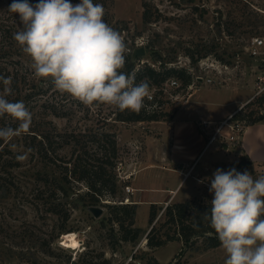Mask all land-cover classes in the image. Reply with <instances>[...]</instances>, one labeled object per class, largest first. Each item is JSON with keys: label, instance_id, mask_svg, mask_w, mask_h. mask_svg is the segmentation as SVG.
<instances>
[{"label": "rangeland", "instance_id": "374dc122", "mask_svg": "<svg viewBox=\"0 0 264 264\" xmlns=\"http://www.w3.org/2000/svg\"><path fill=\"white\" fill-rule=\"evenodd\" d=\"M78 1L70 0L73 5ZM12 2L0 0V25H14L19 31L22 29L19 15L8 11ZM144 3L154 12L149 23L142 20ZM110 11L112 27L117 31L124 28L120 33L136 68L144 63L157 66L159 61L154 59H159L169 67L186 69L193 77L188 86H183L176 78H169L176 79L179 86L167 92H163L162 87L169 79L159 87L150 86L159 103L156 106L145 103L147 109L183 120L191 115V107H196L192 117L186 119L198 120L197 126L202 118L227 114L237 106L236 100L246 99L235 109H240L239 115L246 116L251 109L254 114L263 111L264 100L259 104V99L264 97V92L246 102L255 93L257 76L264 75V55L252 57L247 53L251 37L264 38V0H113ZM140 48L143 49L141 55L136 53ZM190 53L195 61L190 59ZM17 55L14 59L19 60V64L11 66L20 68L22 65L23 69L34 72L30 57L23 52ZM30 76L36 80V94L24 101L32 114L30 130L7 142L0 139V162L4 164L0 172V264H146L151 257L160 264H225L227 257L221 246L209 247V242L201 237L187 243L168 242L158 249L147 248L146 233L152 226L147 225L146 206L138 212V224L144 228L135 223L137 213L134 216V225L141 229V237L134 244L122 241L123 232L114 220H110L111 210L106 203L134 202L132 192L127 193L125 186H151L148 185L150 179L144 176L145 167L152 162L153 153L161 152V139L168 143L163 125L168 121H159L163 122L161 124L114 121L115 107H86L58 92L50 79ZM209 78L212 79L210 84L206 82ZM0 118V128H18L19 122L11 117ZM251 123L254 122H249L235 146L229 144L226 150L216 142L186 162L187 167L195 162L196 168L191 175L202 182L189 188L190 177L176 192L177 202L171 204L188 200L210 203L214 197L209 191L211 178L217 169L247 171L254 179L264 175V124ZM98 130H111L116 135L118 156L114 173L118 187L115 197H104L95 205H89L83 195L87 189L81 183L72 184L68 197H61L55 192L51 176L57 177L56 169L62 167L60 156L72 159L81 144L60 147L56 136L53 147L59 156L53 154L55 164H46L26 146L30 134H37L39 139L54 131L68 132L82 141L80 135ZM202 136L204 148L206 139ZM84 139L86 141V137ZM186 141L188 149L194 148V140L189 135ZM172 144L176 150L177 138ZM92 146L89 144L88 149ZM89 150L94 151V147ZM17 155L26 158L18 161ZM91 206L101 208L102 214L94 217L89 211ZM151 210L156 216L153 224L162 221L163 206H154ZM67 232L76 233L80 241L76 249L62 245L61 238Z\"/></svg>", "mask_w": 264, "mask_h": 264}, {"label": "clouds", "instance_id": "9594fccd", "mask_svg": "<svg viewBox=\"0 0 264 264\" xmlns=\"http://www.w3.org/2000/svg\"><path fill=\"white\" fill-rule=\"evenodd\" d=\"M8 11L19 15L22 29L13 39L31 59L36 78L50 79L55 89L86 107L113 106L139 113L151 99L147 79L125 73L128 47L121 33L104 19L105 8L94 0H13ZM0 117L18 121V128H0L9 141L27 133L32 114L23 101L11 102L12 77L0 75ZM15 147V145H13ZM29 151H31L29 149ZM25 155H17L23 161ZM209 191L210 212L203 214L226 254L225 264H264V175L258 178L235 168L217 169Z\"/></svg>", "mask_w": 264, "mask_h": 264}, {"label": "trees", "instance_id": "16d2710c", "mask_svg": "<svg viewBox=\"0 0 264 264\" xmlns=\"http://www.w3.org/2000/svg\"><path fill=\"white\" fill-rule=\"evenodd\" d=\"M78 1V0H77ZM113 0H94V3H100L104 6L105 21L110 26L112 23L113 15L111 14L110 8ZM39 0H29L30 4H36ZM80 2V0L78 1ZM150 7L146 3L143 5L142 20L144 23H149L154 14ZM124 28L119 29L121 32ZM18 30L14 25H0V75L12 77L11 88L13 90L12 95L6 98L11 102L26 101V98H31L34 91L35 78H31L34 72L23 69L22 65L20 68L13 67V64H19V60H15L14 56H20L22 52L20 46L13 39V34ZM12 55V59L11 58ZM190 55V59L195 61L193 55ZM14 59V60H13ZM159 61L157 66L144 63L139 68H136V63L131 60V51L126 53V64L122 69L125 73H136V82L139 83L141 80L147 79L150 86L159 87L165 80L169 78L178 79L183 86H188L192 83V75L186 69H177L175 67H169L165 62ZM8 62V63H7ZM10 64V66L8 65ZM24 71V73L21 72ZM21 72V73H20ZM4 85L0 81V93L3 92ZM264 97L261 96L259 104L262 103ZM157 103H159L157 101ZM114 121L123 123H138L145 121H170L172 115L167 113L158 112L156 110H149L146 106L139 112L132 111H120L115 108ZM236 119L246 120V124L251 125L256 123H264V108L263 111L254 114L251 111L245 115L236 114ZM2 118H0V123ZM52 134V136H51ZM59 137L60 147L73 146V144H81L80 150L77 151L72 159L62 160V167H58L57 177L51 176V180L54 182L55 192L60 193L61 197H68L71 192L72 184L81 183L85 184L87 192H85L84 198L88 200L89 205H95L100 202L104 197H115L117 191V178L114 173L116 165V158L118 156L116 135L111 130H102L97 132L83 133L80 135L81 139H77L76 136L68 132H52L41 135L37 139V134H30L29 141L26 146L32 150V154H37L43 162L46 164H55L53 154H55V147L53 140L55 137ZM86 137V141L84 139ZM84 139V141H83ZM75 142V143H74ZM82 142V143H80ZM93 145L94 151H90L88 146ZM1 156V155H0ZM59 156L57 154L54 155ZM249 163V161H246ZM4 164L0 162V172L3 170ZM43 176H41L42 179ZM40 179V178H39ZM38 179V180H39ZM43 180V179H42ZM41 181V180H40ZM46 182V181H45ZM49 185H51L49 183ZM83 199V198H82ZM105 204V203H104ZM107 207L111 210L110 220H114L119 226V230L123 232L121 235L122 241L136 243L141 237V229L134 225V216L136 214L137 205L131 204H108ZM154 208V207H153ZM152 209V208H151ZM210 212V203L194 202L188 200L184 203H173L167 205L164 208V216L162 221H156L153 224L152 221L155 219V212L151 210L150 225L152 226L146 235V246L149 249H158L165 246L168 242L181 240L183 243H187L190 240H196L199 237L209 242V247H215L220 245V242L213 229L209 226V221L204 219L205 213ZM153 224V225H152ZM165 227V228H164ZM125 231V232H124ZM146 264H160L155 258H149Z\"/></svg>", "mask_w": 264, "mask_h": 264}, {"label": "crops", "instance_id": "0c3cea01", "mask_svg": "<svg viewBox=\"0 0 264 264\" xmlns=\"http://www.w3.org/2000/svg\"><path fill=\"white\" fill-rule=\"evenodd\" d=\"M245 100H236V107H238L239 104H243ZM236 107H234L227 114H224L221 117H207L202 118V120L220 121L229 116L231 113H233ZM195 109L196 107H191V115L186 116V118L192 117V112L196 111ZM186 118L183 120H176V116H174L170 121L164 122L165 124L163 125L166 126V135L168 136V143L165 144L164 138L161 139V145L163 147H161V152H159L158 154L153 153L151 155L152 162L147 163L145 167L146 174L144 176L150 179L148 180L151 184L148 185L151 186L135 185L132 187L133 192L131 193V195L134 200L133 203L137 205V214L135 217L136 224H138V212L142 206H146L145 211L148 212L147 225H150L149 214L152 207L163 206V208H165L167 205H170L171 202H177L175 201L176 192L179 190L180 186H182L183 184H185V182L189 180L190 177L191 182L189 188L193 189L194 187L198 186L199 182H202L200 179L191 175L192 171L195 170L196 166H194V168L190 171V174H187L194 162L191 163L188 167L186 165V162L192 161L194 157H197L199 153H202L201 150L203 149L202 145L204 137L202 136L203 134L197 126L198 120L195 119L192 122V118ZM152 122H155L157 124L163 123L159 121ZM187 135H189L190 138L194 140L192 145V147L194 146V148L192 149H188L189 147L187 146L186 141ZM175 138H177L176 150L175 145L172 144L173 140L175 142ZM240 155L245 157V159L250 162L246 155H244L243 153H240ZM204 164L206 163H203V165ZM135 178L136 176H134L133 179ZM176 183L177 185L172 187V184ZM139 227L144 228L140 225Z\"/></svg>", "mask_w": 264, "mask_h": 264}, {"label": "built area", "instance_id": "2783aa9c", "mask_svg": "<svg viewBox=\"0 0 264 264\" xmlns=\"http://www.w3.org/2000/svg\"><path fill=\"white\" fill-rule=\"evenodd\" d=\"M264 38L259 36H253L250 39V42L247 47V53L252 57H261L264 55ZM207 83H212V79H207ZM179 83L176 79H169L162 87L163 92H167L169 88L178 87ZM264 92V75H259L256 78L255 82V93L254 95L246 102L249 103L256 97L260 96ZM151 99H146L145 103L153 104L156 106L157 100L155 96L151 93ZM240 109L234 111L226 118L220 121H209V120H201L198 123V127L201 133L205 136V145L202 151L208 148L210 145L218 142L220 147L228 150L229 144L235 146L240 140L242 134L245 132L246 120L244 119H236L235 116L238 114ZM224 145L226 148H224ZM195 162L192 164L190 170L187 174H190V171L194 168ZM130 178V176H128ZM127 177V178H128ZM124 179V178H123ZM126 179V177H125ZM126 192L131 193L133 189L129 186H125ZM128 200V199H127Z\"/></svg>", "mask_w": 264, "mask_h": 264}, {"label": "bare ground", "instance_id": "6f19581e", "mask_svg": "<svg viewBox=\"0 0 264 264\" xmlns=\"http://www.w3.org/2000/svg\"><path fill=\"white\" fill-rule=\"evenodd\" d=\"M61 240L63 242L62 245L66 248L76 249L80 243L77 239L76 233L74 232L63 233Z\"/></svg>", "mask_w": 264, "mask_h": 264}, {"label": "water", "instance_id": "95a60500", "mask_svg": "<svg viewBox=\"0 0 264 264\" xmlns=\"http://www.w3.org/2000/svg\"><path fill=\"white\" fill-rule=\"evenodd\" d=\"M136 53L139 55L143 54V49L142 48L137 49ZM224 148H226L225 145H224ZM89 211L93 214L94 217H99L102 214L103 210L99 207L91 206V207H89ZM146 235H147V233H146Z\"/></svg>", "mask_w": 264, "mask_h": 264}]
</instances>
